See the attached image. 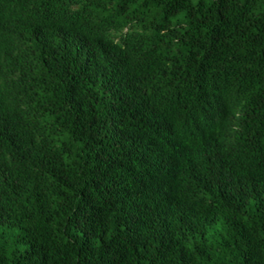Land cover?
<instances>
[{
  "label": "trees",
  "instance_id": "trees-1",
  "mask_svg": "<svg viewBox=\"0 0 264 264\" xmlns=\"http://www.w3.org/2000/svg\"><path fill=\"white\" fill-rule=\"evenodd\" d=\"M0 264H264V0H0Z\"/></svg>",
  "mask_w": 264,
  "mask_h": 264
}]
</instances>
